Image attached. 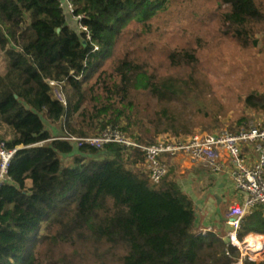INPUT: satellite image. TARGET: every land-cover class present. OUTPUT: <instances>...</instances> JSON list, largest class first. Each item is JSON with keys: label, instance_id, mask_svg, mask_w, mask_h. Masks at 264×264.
<instances>
[{"label": "trees", "instance_id": "16d2710c", "mask_svg": "<svg viewBox=\"0 0 264 264\" xmlns=\"http://www.w3.org/2000/svg\"><path fill=\"white\" fill-rule=\"evenodd\" d=\"M69 1L90 40L60 0H0V146L16 149L0 186V264H55V249L87 241L119 264H231L239 252L226 254L224 236L196 234L194 203L173 167L154 184L139 150L66 139L115 127L128 134L131 121L149 135L144 141L129 133L144 144L163 133H192L195 116L185 109L194 103L204 110L205 43L198 37L173 47L168 71L149 69L140 52L154 47L153 22L177 0ZM217 2V39L254 46L263 6ZM244 104L263 110L264 96L251 93ZM44 119L61 123V133ZM248 233L264 235V208L244 217L239 237Z\"/></svg>", "mask_w": 264, "mask_h": 264}, {"label": "rangeland", "instance_id": "374dc122", "mask_svg": "<svg viewBox=\"0 0 264 264\" xmlns=\"http://www.w3.org/2000/svg\"><path fill=\"white\" fill-rule=\"evenodd\" d=\"M177 2L161 11L158 19L153 22L154 31L148 41L152 40L154 47L140 52L146 66L149 69L168 71L166 57L171 48L194 45L199 37L205 43L199 53V68L208 91L204 110L199 111L194 103L185 109L195 116L193 121L196 126L193 131L229 130V126L235 131L251 121L264 124V109L253 110L244 104L251 93L264 96V27L261 26L256 33L254 38L257 43L254 46L241 48L232 41H220L216 37L219 23L212 13L217 8V0ZM257 2L264 8V0ZM2 59L0 56V71ZM54 94L65 102L59 86L55 87ZM138 102L139 107H143L144 97L139 96ZM139 114L145 115L146 111H140ZM44 123L47 127L52 126L56 134L61 133V123L51 124L45 119ZM131 123L128 134L125 132L127 135L133 133L144 138V141H150L149 135L145 136L139 123ZM164 134L168 133L156 135L154 141ZM53 259L55 264H119L106 255L102 248L94 247L89 241L74 246L62 244L54 250Z\"/></svg>", "mask_w": 264, "mask_h": 264}, {"label": "built area", "instance_id": "2783aa9c", "mask_svg": "<svg viewBox=\"0 0 264 264\" xmlns=\"http://www.w3.org/2000/svg\"><path fill=\"white\" fill-rule=\"evenodd\" d=\"M60 2L66 18L74 22L81 32H85L86 40H90L87 26L80 22L82 16L74 12V4L69 0ZM66 139L96 148L113 143L127 150H139L144 156L147 176L154 184H158L168 171L167 157L187 155L198 158L205 161L212 172L219 173L225 168L222 153H226L232 165V184L241 200L225 213V252L230 255V247L239 252L238 258L231 264H244L247 260L264 264V244L256 239L259 234L248 233L239 237L244 217L258 207L264 208V124L251 121L235 131H193L185 136L164 134L150 144L127 135L118 127L107 128L94 136ZM15 152L16 149L6 151L0 146V186L7 180V169ZM251 242H255L256 246L251 247Z\"/></svg>", "mask_w": 264, "mask_h": 264}, {"label": "crops", "instance_id": "0c3cea01", "mask_svg": "<svg viewBox=\"0 0 264 264\" xmlns=\"http://www.w3.org/2000/svg\"><path fill=\"white\" fill-rule=\"evenodd\" d=\"M222 159L225 168L219 173L212 172L205 161L187 155L170 157L167 162L168 168L173 167L182 191L194 203L196 234L224 236L225 213L230 206L240 203L241 197L232 184V165L224 152Z\"/></svg>", "mask_w": 264, "mask_h": 264}, {"label": "bare ground", "instance_id": "6f19581e", "mask_svg": "<svg viewBox=\"0 0 264 264\" xmlns=\"http://www.w3.org/2000/svg\"><path fill=\"white\" fill-rule=\"evenodd\" d=\"M257 241H259L261 244H264V237H260L259 235L256 236Z\"/></svg>", "mask_w": 264, "mask_h": 264}, {"label": "water", "instance_id": "95a60500", "mask_svg": "<svg viewBox=\"0 0 264 264\" xmlns=\"http://www.w3.org/2000/svg\"><path fill=\"white\" fill-rule=\"evenodd\" d=\"M83 44H86V42L83 41ZM250 246H251V247H255V246H256V243H255V242H251V243H250ZM234 264H235V263H234Z\"/></svg>", "mask_w": 264, "mask_h": 264}]
</instances>
